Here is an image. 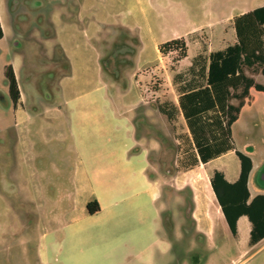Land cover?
I'll return each instance as SVG.
<instances>
[{
  "label": "rangeland",
  "instance_id": "1",
  "mask_svg": "<svg viewBox=\"0 0 264 264\" xmlns=\"http://www.w3.org/2000/svg\"><path fill=\"white\" fill-rule=\"evenodd\" d=\"M208 1L211 0H0V23L5 33L0 42V112L7 105L5 96L7 101L9 98L3 67L5 60L12 59L22 94L28 97L26 103L38 109V115L42 114L31 121L44 128L42 133H33V154L38 158L32 165L42 174L48 173V177H51L54 169H61L64 176L62 181L36 180L42 185L52 184L47 186L43 198L48 210L52 207L58 189L65 192L70 188L67 178L72 172L74 161L69 141L66 137H60L65 128L55 110L58 106L65 109V99L82 90L76 86L64 93L60 92L59 80L69 69L64 62L63 71L58 70L52 75L53 72L48 70L46 61H51L53 56L60 58V52L53 51L52 43L65 38L67 28L74 27V46L78 43L81 46H93L94 51L90 53L92 61L96 57L100 58L103 81L120 109L134 110L131 114L135 116L136 125L139 123V114L147 112L149 140L162 144L165 150V154L160 157L163 160L162 167L176 165V171H180L183 167L179 158L176 164V156L177 153L180 156L179 147L183 145L185 127L177 117L173 129L158 111V102L171 101L175 97L173 87L164 84L161 75L150 84L149 77L142 74L143 58L138 52H123L117 48L119 44L107 45V30L116 27L126 32L129 29L143 30L147 15L148 18L154 16L160 19L169 28L164 37H171L172 31L182 33L177 20L188 13L184 11L187 7L192 16L199 18L212 11L219 17V24L210 42L212 49L218 50L235 39L233 27H229L227 21L230 14L236 15L264 5V0H212L211 6ZM214 4L217 9L212 8ZM107 20H112L111 27H107ZM134 39L129 38L131 42ZM198 49L199 44H188V56L182 63L183 68L189 65ZM109 59L113 61L112 70L108 68ZM252 76L256 82L264 83V78L258 72L252 73ZM155 87L160 93L148 92V89ZM0 123L6 125L9 118L1 115ZM233 138L236 148L254 162V172L250 178L251 191L253 194H264V186L257 181L264 165V93L250 92L233 125ZM213 169L225 172L230 178V173L239 169V161L235 156H226L206 167L209 173ZM12 174L16 177L14 183L20 189L32 184L26 179L24 155L15 144L14 134L0 131V264H40L43 246L47 247L48 264H264V239L253 247L248 245L247 218L239 224L238 236L234 237L223 217L212 211V215H215V233L213 237L200 238L190 221L189 209L192 206L189 189H184L181 196L174 198L165 194L160 201L159 244L155 238L148 239L145 235L141 244L143 252L137 258L116 256L111 247L107 248V260L103 257L92 260L87 246L78 241H70L62 246L59 243L61 232L53 230L46 233L47 238L43 236L45 228L38 224L39 217L35 211L39 200L32 190L28 189L20 197L8 196L6 188ZM172 184L178 186L185 182ZM199 188L203 192L207 188L203 179L199 181ZM183 198L187 202H183ZM15 207L21 209L16 212L18 218L10 211ZM157 218L154 213L153 221Z\"/></svg>",
  "mask_w": 264,
  "mask_h": 264
},
{
  "label": "crops",
  "instance_id": "2",
  "mask_svg": "<svg viewBox=\"0 0 264 264\" xmlns=\"http://www.w3.org/2000/svg\"><path fill=\"white\" fill-rule=\"evenodd\" d=\"M208 2L210 6L213 5L212 0ZM212 8L217 9V5L214 4ZM75 9L77 12L78 6ZM184 11L188 13L177 20V24L182 27L180 34L172 31L171 37H164L169 28L164 26L160 19L154 18V16L148 18L146 15V20H144L146 26L143 30L129 29L126 32L118 27L107 30V45L115 43L119 44L117 48L123 52H138L143 58L142 74L149 77L150 84L161 75L164 84L172 86L173 73L169 69L171 58L160 53L159 46L161 44L183 38L187 45L188 56L189 43L199 44L196 55L201 53L203 48L206 50L205 53L209 55L211 52L223 50L236 42L235 36V39L227 42L221 49H212L210 41L213 38L215 27L219 24V17L212 11L205 13L200 18L199 16L195 17L189 13V7ZM248 11L236 15L230 14L227 17L229 27H233L234 17ZM110 21L112 20H107L109 23L107 27L112 26ZM1 29L3 38L0 42L5 37L2 26ZM67 30L65 38L59 42L55 41L51 45L53 51L60 52V58L53 56L51 61H46V63L48 70L53 72L52 75L63 69L64 62L68 65L69 70L65 75L62 73L63 70L59 71L63 75L59 80L61 93L66 92L71 87L72 89L76 86L82 88L77 95L65 99V109L58 106L55 110V114L61 118L65 128L63 133H60V137H66L73 151V169L67 178L70 188L64 192L55 185L58 192L52 202L51 209H47V203L43 198H45L46 188L50 183L42 185L36 180L62 181L64 176L61 169H54L51 172V177H48V173L42 174L32 165V162L38 158L33 154L35 146L33 133H42L44 128L32 124L31 121L34 120L33 118L41 117L42 114L38 115L36 111L38 109H33L26 103L28 97L26 94H22L14 63L12 59H8L5 60L3 72L5 66L10 65L12 67L19 90V99L13 103L10 98L7 101L5 96L7 105L2 108L0 117L6 115L9 118V123L6 125L0 123V131L3 134H14L15 144L24 155L26 179L32 182L27 188L20 189L14 183L16 177L12 174L9 179L10 183L6 188L8 196L20 197L28 189H31L36 199L39 200L35 211L39 217L38 224L45 228L43 236L47 238L46 233L53 230L61 232L59 243L62 246L70 241H78L87 246L86 250L91 252L89 256L92 260L100 257L107 260V248L111 247L116 256L137 258L143 252L141 244L145 235L148 239L150 237L155 238V242L159 244L161 241L159 237V207L161 205L159 203L164 199L165 194L174 198L181 196L180 193L184 189H189L191 195L190 221L192 227H195V233L200 238L213 237L216 226L215 215L218 214L222 217L223 215L211 190L210 177L213 171L217 170L223 173L228 182H235L240 173V162L239 169L236 172H231L230 178L219 169H213L209 173L206 171V167L211 162L223 157H236L235 152L228 151L206 164L198 162L196 166L183 168L180 171H176V165L174 167H170V165L162 167L161 162L163 160L160 157L165 154V150L162 144L149 140L150 122L147 120V112L142 111L138 116V125L134 124L135 116L133 117L131 114L134 110L120 109L114 96L109 93L107 84L103 81L104 73L100 58L96 57V60L92 61L90 53L94 51L93 46L89 44L81 46L79 43L74 46V42H76L75 28L69 27ZM122 36L126 38L123 39ZM129 38H135L134 43ZM186 58L179 62L177 71H185L190 66L192 59L189 65L183 68L182 63ZM107 62L109 63L108 68L114 69L112 59L107 60ZM5 81L7 90L6 78ZM148 92L160 93L156 87L152 90L148 89ZM174 94L175 97L167 102L177 106L178 97L175 90ZM35 98L42 99L39 96ZM164 102L166 100L158 102V111L174 129V122L169 121L160 111L159 106ZM232 103L235 104L233 101ZM178 117L185 127V137L191 141V136L181 113ZM52 120L56 121L55 119ZM179 149L180 156L177 153L176 164L177 159L179 158L181 161L185 154L183 145ZM235 149L238 150L236 145ZM252 164L253 167L248 178L251 198L258 195V193L253 194L250 189V178L254 172L253 160ZM201 179L207 185L204 192L199 188ZM179 181L185 182V184L178 186L172 184V182ZM91 201H96L100 208L93 215H89L86 211V206ZM183 202H187V199L183 198ZM192 208H194L193 211ZM19 210L21 209H16V207L10 209L14 216ZM212 211L216 212L214 216ZM154 213L158 217L155 222L153 221ZM244 218L246 217L242 216L237 221V233L239 224ZM248 228L250 232V223ZM190 231L191 228H189ZM40 264H48L46 246H43L41 250Z\"/></svg>",
  "mask_w": 264,
  "mask_h": 264
},
{
  "label": "trees",
  "instance_id": "3",
  "mask_svg": "<svg viewBox=\"0 0 264 264\" xmlns=\"http://www.w3.org/2000/svg\"><path fill=\"white\" fill-rule=\"evenodd\" d=\"M233 28L234 44L209 55L203 48L185 71H177L179 62L187 57L183 38L159 46L160 53L171 58L172 86L178 97L177 106L166 101L159 108L171 122L179 113L185 120L191 141L186 137L183 140L185 154L180 161L183 168L194 167L198 162L206 164L228 151L235 152L240 162L237 180L228 182L222 172L215 170L210 177V187L234 237L238 234L239 218H247L250 223L248 245L253 247L264 239V194L250 196L248 178L252 160L235 149L232 127L251 90L264 93V83L256 82L252 76L258 72L264 78V6L234 17ZM2 38L0 26V40ZM4 73L9 98L16 103L19 90L12 67L6 66ZM99 209L96 201L86 206L89 215Z\"/></svg>",
  "mask_w": 264,
  "mask_h": 264
},
{
  "label": "water",
  "instance_id": "4",
  "mask_svg": "<svg viewBox=\"0 0 264 264\" xmlns=\"http://www.w3.org/2000/svg\"><path fill=\"white\" fill-rule=\"evenodd\" d=\"M258 182L261 186H264V166L261 168L259 174H258Z\"/></svg>",
  "mask_w": 264,
  "mask_h": 264
}]
</instances>
